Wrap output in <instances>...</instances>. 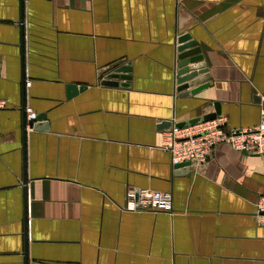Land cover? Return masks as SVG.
Returning a JSON list of instances; mask_svg holds the SVG:
<instances>
[{"label":"crops","instance_id":"obj_1","mask_svg":"<svg viewBox=\"0 0 264 264\" xmlns=\"http://www.w3.org/2000/svg\"><path fill=\"white\" fill-rule=\"evenodd\" d=\"M183 35L206 69L188 95ZM120 67L129 87L102 84ZM260 96L264 0H0V264H264V154L174 169L160 146L215 106L253 127ZM130 187L172 210H126Z\"/></svg>","mask_w":264,"mask_h":264},{"label":"built area","instance_id":"obj_2","mask_svg":"<svg viewBox=\"0 0 264 264\" xmlns=\"http://www.w3.org/2000/svg\"><path fill=\"white\" fill-rule=\"evenodd\" d=\"M3 107L5 101L0 99V108ZM24 112L28 122L36 119V112L30 107H24ZM161 136L160 146L169 153L174 169L201 167L221 144L245 153L264 154V96H260L259 121L253 127L230 129L225 116L216 115L211 120L182 128L173 125L170 130L163 131ZM123 208L130 211L170 212L172 196L167 192L130 187L126 190ZM255 209L257 217L264 218V195L257 198Z\"/></svg>","mask_w":264,"mask_h":264},{"label":"water","instance_id":"obj_3","mask_svg":"<svg viewBox=\"0 0 264 264\" xmlns=\"http://www.w3.org/2000/svg\"><path fill=\"white\" fill-rule=\"evenodd\" d=\"M188 39H189L188 35L181 36L178 39V43L180 45L177 48V50L180 53L178 55V57L180 59L181 58H183V59H181V61L177 65L179 68H178V70L176 72V74L178 75V79H176V83H177L176 90L178 92H184L183 94H185V95H188L190 93H194L197 90H199L200 88H202L203 86H205V85H201V87H198L197 89H193L191 91H187L189 86L191 87V86L199 83L202 79L205 78V77H202L201 79L200 78L196 79L197 75L198 74H204L206 72V69H204V67H202L203 64H201V63H197V64L193 63L190 66L187 65L188 62H192L193 60H197L196 58L192 59V60L185 59L186 56H188L189 54L193 53L192 50H189L187 48H189L191 46H194V44H195L192 41L188 42L187 41ZM189 70H191L190 73H188ZM126 71H128V69L126 67H120L114 73L108 74L107 75V79L103 80L102 84L113 85V86L119 85V86L129 87L130 85H129V83L126 80L128 77H126V75H121V74H123V72H126ZM118 80H121V82H118ZM72 87L75 88V86H71V88ZM218 114H219L218 106H215V111L214 112L206 114V115L201 116V117L190 119L188 121H182V122L176 123V124H174V127L182 128V127H186V126H189V125H194V124H196L198 122L211 120V119L215 118L216 115H218ZM29 123L31 124V126H33V124H32L33 122H29ZM163 128H166V127H163ZM171 128H172L171 124H170V126H168V124H167V128L163 129V130L164 131H168Z\"/></svg>","mask_w":264,"mask_h":264}]
</instances>
